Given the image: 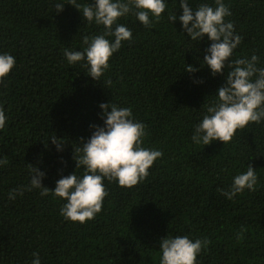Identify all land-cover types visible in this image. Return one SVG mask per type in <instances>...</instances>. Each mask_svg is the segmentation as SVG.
Segmentation results:
<instances>
[{
	"label": "trees",
	"instance_id": "16d2710c",
	"mask_svg": "<svg viewBox=\"0 0 264 264\" xmlns=\"http://www.w3.org/2000/svg\"><path fill=\"white\" fill-rule=\"evenodd\" d=\"M55 2L64 0H0V53L16 61L0 81L8 118L0 130V264H31L33 252L41 264H159L167 234L207 241L197 264H264V122L237 130L225 145L192 142L202 105L230 69L212 75L201 64L207 38L191 41L179 20H167L171 11L179 15V0H167L150 28L131 13L119 19L133 38L110 57L100 80L68 65L63 51L83 50V37L103 26L85 21L71 4L57 14ZM202 2L189 0L193 7ZM224 3L232 13L225 19L242 38L231 59L255 54L264 68V0ZM186 64L198 71H185ZM102 102L130 108L145 125L143 146L162 151L148 176L133 187L105 180L102 210L83 224L65 220L64 201L51 194L25 191L10 200V190L29 184L32 167L46 173L42 183L50 189L61 175L82 174L74 151L91 136L90 125L103 126ZM249 164L255 190L226 199L221 191Z\"/></svg>",
	"mask_w": 264,
	"mask_h": 264
},
{
	"label": "clouds",
	"instance_id": "9594fccd",
	"mask_svg": "<svg viewBox=\"0 0 264 264\" xmlns=\"http://www.w3.org/2000/svg\"><path fill=\"white\" fill-rule=\"evenodd\" d=\"M65 4L73 5L85 21L103 26L100 34L83 37V50L65 48L63 51L68 65L80 64L88 76L100 80L110 66V57L119 51L123 42L133 38L132 30L119 23V19L131 13L145 28H150L153 21L161 19L165 13L167 0H93L87 6L77 0H64L54 3L55 12H62ZM179 9V15L176 11L169 12L167 20L171 24L179 20L191 41L200 42L206 37L210 42L204 49L201 64L206 65L214 76L222 74L226 67L230 69L225 83L214 93V99L202 105V117L192 130L191 140L203 145L218 140L225 145L237 130L250 123L264 122V68L256 66L258 57L255 54L250 59H231L242 38L235 34L233 23L225 19L232 13L224 0H204L196 7L189 0H179ZM15 63L12 54L0 53V81L10 74ZM184 70L198 71L190 64H186ZM99 108L103 126L90 125L94 129L91 136L74 151L76 169L82 168V174L74 171L61 175L55 181V187L50 189L42 183L46 173L32 167L29 184L10 190V200L22 196L25 191L38 190L41 197L51 194L64 201L59 214L65 220L83 224L101 212L108 194L105 180L120 187H133L148 176L149 169L163 153L143 146L145 125L133 117L128 107L102 102ZM7 119L0 107V130ZM50 139L56 150L62 151L58 138ZM257 180L256 170L249 164L246 171L232 178L228 190H222L221 194L232 200L245 189L254 191ZM206 244L207 241L188 235L167 234L159 242V264H197V257ZM32 256L31 264H41L38 253L33 252Z\"/></svg>",
	"mask_w": 264,
	"mask_h": 264
}]
</instances>
